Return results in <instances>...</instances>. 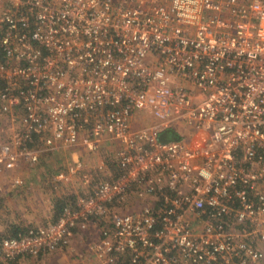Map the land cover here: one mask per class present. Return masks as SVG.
Returning <instances> with one entry per match:
<instances>
[{
  "label": "built area",
  "instance_id": "built-area-1",
  "mask_svg": "<svg viewBox=\"0 0 264 264\" xmlns=\"http://www.w3.org/2000/svg\"><path fill=\"white\" fill-rule=\"evenodd\" d=\"M0 126L4 170L67 156L0 261L79 234L101 264L264 257V0H0Z\"/></svg>",
  "mask_w": 264,
  "mask_h": 264
},
{
  "label": "rangeland",
  "instance_id": "rangeland-1",
  "mask_svg": "<svg viewBox=\"0 0 264 264\" xmlns=\"http://www.w3.org/2000/svg\"><path fill=\"white\" fill-rule=\"evenodd\" d=\"M135 122L138 123L139 120ZM1 128L2 126H0V133H2ZM65 157L67 156L63 153L55 156L48 155L44 158V161H41L40 164L34 167H28L25 164L18 163V166L11 170L0 169V239L10 235L11 227L25 228L26 226H35L51 222L54 202L57 194H59V189L57 188L58 185L54 187L49 183L47 185L48 175L49 172L64 162ZM99 159V155H94L87 156L85 161L89 166H94L99 162ZM22 172L29 174L26 178L23 176L24 182L26 183L23 182L22 185L18 186L13 184L11 179L8 180V174L10 175L9 178H13V175L22 174ZM7 181H9L10 185V191L8 193L5 192L8 189V185L4 186V190L1 186L3 183L4 185L7 184ZM44 181L46 185H44ZM69 186H61L64 193L69 192ZM36 220L37 223H34L33 221ZM88 233L91 235L96 234L92 230H88ZM72 240L79 241L74 244L75 247L71 246L68 250L66 249L70 245L66 249L60 247L44 254H37L35 256L23 255L12 261H0V264H62L59 260L61 259L60 255L64 252H66L68 258L74 260V264H94L93 255L88 253L84 246L86 243L85 234L73 235L71 242ZM97 263L95 262V264ZM258 264H264V257Z\"/></svg>",
  "mask_w": 264,
  "mask_h": 264
},
{
  "label": "trees",
  "instance_id": "trees-1",
  "mask_svg": "<svg viewBox=\"0 0 264 264\" xmlns=\"http://www.w3.org/2000/svg\"><path fill=\"white\" fill-rule=\"evenodd\" d=\"M178 136L176 134H174L172 131L165 129L162 130L161 132L157 133L156 135V139L158 141H167V140H175L177 139ZM67 200L65 197L62 196H57L55 202H54V209L52 212V216H51V221L56 220V218L59 216L60 214V210L61 207L64 205V203H66ZM23 227L18 228V227H11V232L9 236H15L18 232H21V230ZM9 236H5V237H9Z\"/></svg>",
  "mask_w": 264,
  "mask_h": 264
},
{
  "label": "crops",
  "instance_id": "crops-1",
  "mask_svg": "<svg viewBox=\"0 0 264 264\" xmlns=\"http://www.w3.org/2000/svg\"><path fill=\"white\" fill-rule=\"evenodd\" d=\"M0 169H2V170H4L3 168H0ZM8 172H11V171H8ZM12 173V172H11ZM13 175V174H12ZM18 175H22V176H25V178L26 177H28V173H25V172H22V174H18ZM13 176H17V174L16 175H13ZM12 176V177H13ZM10 177V175L8 174V180H10L11 179V181H12V178H9ZM39 177H41L40 175H39ZM4 179V178H3ZM38 179V178H37ZM1 180V179H0ZM45 180V179H44ZM11 181H10V184H11ZM7 184H5L4 185V183L1 185L2 186V189L4 190V186H7L8 185V189L5 191V192H9L10 190V185H9V181H7L6 182ZM24 183H26V182H24ZM44 183V185H46V183H45V181L43 182ZM48 183L50 184V182H49V179H48V181H47V185H48ZM51 185V184H50ZM65 185H70V184H65ZM72 186H74L75 185V183H74V181H72V184H71ZM71 185L69 186V187H71ZM26 186V185H25ZM12 187H13V185H12ZM28 190V189H27ZM34 223H37V220L36 221H33ZM77 241H79V240H72V242H71V240H70V242H71V244H70V242H69V244L68 245H70L69 247H68V245L67 246H65V247H62V249H66L67 247V249L66 250H68V249H70L71 248V246H74L75 247V243L77 242ZM77 245V244H76ZM87 250V249H86ZM88 251V250H87ZM62 253V252H61ZM60 253V254H61ZM89 253V252H88ZM67 254H66V252H64V253H62V255H60L61 256V259L59 260L62 264H69V263H73L74 262V260L73 259H70V258H68L67 256H66ZM95 262H97V260L96 259H94V264H95ZM74 264V263H73ZM97 264H101L100 262H98Z\"/></svg>",
  "mask_w": 264,
  "mask_h": 264
}]
</instances>
